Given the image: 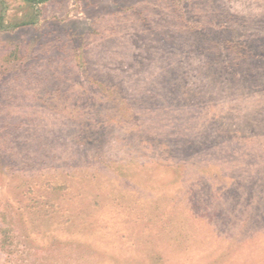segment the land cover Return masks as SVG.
<instances>
[{"label": "rangeland", "instance_id": "1", "mask_svg": "<svg viewBox=\"0 0 264 264\" xmlns=\"http://www.w3.org/2000/svg\"><path fill=\"white\" fill-rule=\"evenodd\" d=\"M0 264H264V0H0Z\"/></svg>", "mask_w": 264, "mask_h": 264}, {"label": "trees", "instance_id": "2", "mask_svg": "<svg viewBox=\"0 0 264 264\" xmlns=\"http://www.w3.org/2000/svg\"><path fill=\"white\" fill-rule=\"evenodd\" d=\"M44 1V0H43Z\"/></svg>", "mask_w": 264, "mask_h": 264}]
</instances>
